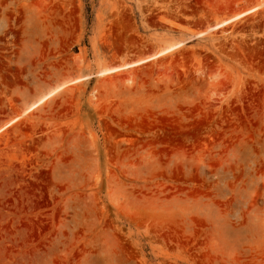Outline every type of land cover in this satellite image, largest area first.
Masks as SVG:
<instances>
[{"label": "rangeland", "instance_id": "obj_1", "mask_svg": "<svg viewBox=\"0 0 264 264\" xmlns=\"http://www.w3.org/2000/svg\"><path fill=\"white\" fill-rule=\"evenodd\" d=\"M260 1L0 0V264H264Z\"/></svg>", "mask_w": 264, "mask_h": 264}, {"label": "bare ground", "instance_id": "obj_2", "mask_svg": "<svg viewBox=\"0 0 264 264\" xmlns=\"http://www.w3.org/2000/svg\"><path fill=\"white\" fill-rule=\"evenodd\" d=\"M264 5V0H261L257 5L247 9V10H244V11H240L236 14H234L233 16L229 17V18H226V19H223L221 21H218L215 25L213 26H210L208 27L206 30H203V31H200L197 33V35H201L205 32H209L211 29H214V28H218V27H221L223 25H225L226 23L238 18V17H241L242 15L252 11V10H255L257 9L258 7ZM181 42H173V43H170L162 48H160L159 50H157L155 53H153L152 55H148V56H145V57H142V58H139L133 62H129V63H124L122 65H119V66H116V67H111V68H104L102 69L100 72L101 73H104V72H108V71H111V70H114V69H119V68H122V67H127V66H131V65H135V64H140L142 62H145L147 60H150L154 57H157L159 55H161L162 53H165L167 51H170L172 50L173 48L177 47L180 45ZM105 74V73H104ZM75 81V80H74ZM73 82V81H72ZM57 90V89H56ZM54 90V91H56ZM53 91V92H54ZM53 92H50V93H53ZM50 93H47L45 94L44 96H42L39 100L35 101L34 103H32L25 111L31 109L32 107H34L38 102H40L41 100H43L45 97H47ZM24 111V112H25ZM22 114H19L17 116H15L14 118H12L11 120L7 121L4 125H2L0 127V131L5 128L6 126H8L9 124H11L14 120H16L19 116H21Z\"/></svg>", "mask_w": 264, "mask_h": 264}]
</instances>
